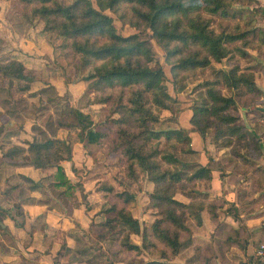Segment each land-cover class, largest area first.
Wrapping results in <instances>:
<instances>
[{"label":"trees","instance_id":"1","mask_svg":"<svg viewBox=\"0 0 264 264\" xmlns=\"http://www.w3.org/2000/svg\"><path fill=\"white\" fill-rule=\"evenodd\" d=\"M25 1L31 3V11L42 19L44 29L52 32L58 39L64 54L77 60V67L82 70L90 67L94 69L84 79L86 88L94 90V102L108 108L103 116L110 126H114V129L109 128L108 131L111 133L110 152L119 151L125 157L127 170H139L153 183L152 191L149 192V203L158 210L157 217L150 226L141 223L132 214L136 195L125 190L114 193L118 201L123 202L119 205L116 199L112 202L109 210H113L115 214L96 223L102 227L96 239L106 237L118 223L127 224L130 233H140V244L128 240L129 235L127 236V240L121 245L122 256L118 260L123 264H177L172 261L173 257L181 246L191 241L186 219L191 217L196 223H201V211L204 209L211 218H217V207H222L226 202L223 196L209 198L204 191L210 186L213 168L220 170L222 179L226 175V168L230 169L231 174L252 175L250 185L239 187L238 193L242 199L243 196H249L250 203L262 201L264 205V168L256 161L263 154L261 138L249 133L244 123L237 122L239 117L228 112L229 107L235 106L233 95H224L216 88L208 89L210 105L192 108L190 117V122L202 136L207 120L215 119L218 130L214 144L230 146V155L226 154L219 159L209 156L205 164H200L188 175L169 165L178 161L176 155L168 151L169 147L185 142V152L191 153L195 150L190 146L188 128L153 127V122L159 119L157 112L168 109V102L172 98L163 82V66L159 61L151 65L154 53L148 40L140 38L138 33H118L112 17L104 10H124L125 14L121 15L124 21L140 31L149 28L152 31L151 36L163 48L165 62L170 64L174 78L181 72L194 73L207 66L212 59L219 61L228 56L236 41L242 42L244 47L239 52L245 55L247 49L254 47L247 44L253 34L257 40L253 44L264 46V28L244 30L236 24L234 30L215 31L210 26L211 20L200 10L225 14L230 4L228 0H95L98 7L93 5L92 0H74L69 4H61L58 0ZM257 68H262L261 63L243 69L239 65H233L222 72V80L231 88L242 84L249 95L241 99L240 106L249 107L250 113H259L264 119V104L254 102L260 98L264 101V91L254 80V71ZM0 70L4 74L25 80L26 83L20 87L24 91L29 90L30 83L34 80V76L24 73V65L18 59H11ZM70 111L75 119L72 126H77L78 140L84 145L99 144L107 135L105 130L96 128V122L88 113L74 107ZM60 125L67 126L65 123ZM220 138L226 139L222 141ZM2 155L10 159L26 160L35 167H53L52 185L71 200H75L83 190L81 182H73L66 175L61 163L62 160H72V145L66 139L55 136L44 140L25 139L23 144L14 143L9 146ZM232 162L236 163V171L231 169ZM184 179L204 182L201 186L188 190V200L176 196L178 188L181 187L179 183ZM15 188L14 186L9 192H4V196L15 201V195L10 196ZM103 189L113 192L112 185H106L99 190ZM256 191L260 192L258 197L253 196ZM220 198L222 200L219 201ZM226 211L235 219L239 218L234 205L226 207ZM1 212L10 215L7 209L0 208V228L4 215ZM16 214L24 217L17 202ZM15 223L22 222L16 219ZM221 225L217 224V232ZM238 233V230L227 231V239L235 240ZM154 239L162 244L159 248V259L144 260L127 253L140 248L151 250L155 246L152 245ZM261 242L264 241L259 243ZM117 255L116 250L111 249L107 264H114Z\"/></svg>","mask_w":264,"mask_h":264},{"label":"rangeland","instance_id":"2","mask_svg":"<svg viewBox=\"0 0 264 264\" xmlns=\"http://www.w3.org/2000/svg\"><path fill=\"white\" fill-rule=\"evenodd\" d=\"M58 1L61 4H69L74 0ZM228 1L230 4L227 6L225 14L208 13L203 9L200 10L204 16L211 20L210 26L215 31L234 30L236 24H239L240 28L244 30L253 27L264 28V3L260 2V0ZM92 2L95 7H98L95 0H92ZM104 11L112 17L113 24L118 33L122 35L138 33L140 38L148 40L154 53V60L151 62V65H154L155 61H159L163 66L165 72L163 82L172 98L168 102V109H161L157 112L159 119L153 122L154 128L179 127V117L184 108L189 107L192 111L194 107L209 106L211 100L207 90L216 88L224 95H233L235 106L229 107L228 112L238 116L237 122L244 123L247 131L253 133L256 137H260L261 145L264 144V119L259 116V113H250L249 107L240 106L241 99L247 98L249 95L245 91L244 86L241 84L237 88H231L222 80V72L229 70L233 65H239L243 69L253 67L256 65V61H260L261 64L264 63V46L253 44L257 41L255 34L251 38L249 37V42L247 43L248 46L254 47L249 49V52L245 55H241L239 52V49H243L244 47L242 42L236 41L232 44L233 50L228 56L223 57L219 61L212 59L207 66L198 69L196 72L190 74L181 72L174 78L170 64L165 62L163 48L151 36L152 31L149 28L140 31L129 22L124 21L121 16L125 14L124 10L114 12L110 9H105ZM11 59L20 60L24 65V73L34 76L29 90L24 91L20 87L26 83L25 80L4 74L0 70V106L6 111H11L13 116L16 117V127H19L23 123L22 119L27 115L28 117H32L31 119L34 121L32 126L34 128L42 127L47 130V133L54 126L60 127L61 123H65L67 125L65 127L69 128V138L78 139V128L77 126H72L75 119L70 108L80 109L82 106H87L88 111L85 113H88L93 121L96 122V128L107 132V135L99 144L86 151V154L92 156L93 161H88L85 164L83 162L82 167V172L86 175L85 180L88 186L90 189H95V195L92 200L97 205H100L98 211L101 214V220H98V222L115 214L113 210H109L112 207V202L115 199L118 205L123 202L118 201L114 193L125 190L135 193L136 204L133 209L138 217H143L142 223L150 226L155 217H157L158 210L157 207L149 203V192L152 191L153 183L148 180L146 174L141 173L139 170L135 169L132 172L130 169L127 170L125 168V157L119 151L114 150L110 152L112 145L110 144L111 133L108 131H110L109 128L111 130L114 129V126H110L103 116L108 108L94 102V90L86 88V80L84 79L94 69L90 67L89 69L82 70L77 67V60L64 54L63 49L60 48L58 39L55 38L52 32L44 29L42 19L31 11V3L25 0H0V67L7 64ZM74 81H79L84 86L72 92L69 90V85L70 82ZM254 102L264 104L261 98L256 99ZM91 103H94V105H90ZM12 106L16 113L11 110ZM192 126L193 130L198 132L196 126L194 124ZM217 127L215 119L209 118L207 120V123L204 125V135H200L204 145L211 142L215 146L214 137L218 130ZM37 132L38 138L44 140V136L39 131ZM220 139L224 141L226 138ZM185 145V142H182L177 143L176 147H169L168 151L175 154L178 161L170 164L168 161H165L173 169L182 170L184 175H188L195 169L193 165L198 155L185 152L183 149ZM226 147L227 155H230V146ZM204 150L208 152L205 147ZM256 161L260 167L264 168L261 158H256ZM231 167L233 171H236V163L232 162ZM242 176L246 178L247 186H249L252 181V175L241 174ZM233 177H237V174H232L230 178ZM202 183L204 182H193L184 179L179 183L181 187L178 188L176 196L188 200V190L191 187L201 186ZM106 185H112L113 192H107L105 189L99 190ZM14 186L16 187V184ZM12 194L15 195V201L10 198L12 201L10 200L8 203L11 202L12 204L9 203V206L6 207L12 208L16 213V193L11 192L10 196ZM256 208L259 209V204L256 205ZM96 223L92 222L86 232L90 233V235L91 232L93 233L91 237L94 245H98L99 241H102L101 245L105 246L104 251L100 249V252H96L97 259L94 260L95 264L109 263L108 253L111 249L116 250L118 254L117 261L114 264H123L118 259H121V245L127 240L128 235V240L138 244L141 243L142 238L140 233L139 235L130 233V228L125 223H118L106 237L96 239L97 233L102 230V227L96 225ZM159 242L154 239L152 245L155 246L151 247L152 249L149 251L140 248L139 250L134 249L132 252L128 251L127 253L135 257H141L144 260L159 259V248L162 246L161 242Z\"/></svg>","mask_w":264,"mask_h":264},{"label":"crops","instance_id":"3","mask_svg":"<svg viewBox=\"0 0 264 264\" xmlns=\"http://www.w3.org/2000/svg\"><path fill=\"white\" fill-rule=\"evenodd\" d=\"M260 2L264 3V0ZM257 62L260 63V61L255 63ZM261 65V69L257 68L254 71V80L264 91V63ZM82 86L84 84L79 81L70 82L69 90L75 92ZM87 108V106L80 107L84 112L88 111ZM11 110L14 111L13 106ZM191 114V108L185 107L179 117V123L180 126L189 129L190 146L195 150L191 153L198 155L193 165L196 168L200 164H205L209 156L214 159L225 156L227 147L213 146L211 142L204 145L200 134L193 130L190 122ZM31 118L26 115L22 119L23 123L16 127V117L11 111H6L0 106V208H6L10 213V215L4 214L1 221L0 264H92L97 259L96 252H100V249L104 251L105 246L101 245L102 241L94 245L90 233H86L92 222L101 220V214L98 211L100 205L92 200L95 189H90L88 186L82 167L83 162L85 164L93 161L92 156L86 154V151L96 144L84 145L78 139L69 138V128L65 126H54L49 133L42 127L34 128L32 126L34 121ZM37 131L44 136V139L55 136L71 141L72 160H62L61 163L66 175L73 182L82 183L83 190L75 200H71L52 185L53 167H35L26 160L10 159L2 155L14 143L23 144V140H32L33 137L42 140L38 138ZM204 147L208 152H205ZM262 152L260 158L264 163V146ZM225 173L222 179L220 170L213 168L210 186L204 190L209 198L216 196L225 198V204L216 209L218 217L211 218L204 209L201 211V223H196L191 217L187 218L185 223L190 230L191 241L181 246L173 257V262L247 264L258 243L264 241L263 202L250 203L249 196H243L242 199L238 188L247 186L246 178L241 177V174L230 178L232 174L229 168H226ZM14 184L16 189L13 193H16V202L24 212V217L16 214L12 208L6 207L9 203L12 204L8 203L12 199L4 196V192H9ZM259 193V191L254 192L253 196L258 197ZM231 204L237 208L239 218L235 219L226 211V207ZM257 204L259 209L256 208ZM132 214L142 223L143 217H138L133 208ZM16 219L22 223L16 224ZM217 224L221 225L218 232ZM234 230L239 231L238 235L235 240H228L227 231Z\"/></svg>","mask_w":264,"mask_h":264},{"label":"built area","instance_id":"4","mask_svg":"<svg viewBox=\"0 0 264 264\" xmlns=\"http://www.w3.org/2000/svg\"><path fill=\"white\" fill-rule=\"evenodd\" d=\"M247 264H264V242L257 245Z\"/></svg>","mask_w":264,"mask_h":264}]
</instances>
